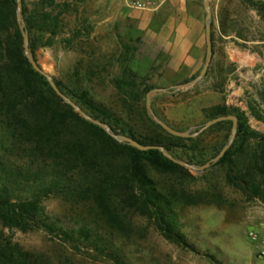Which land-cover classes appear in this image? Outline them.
<instances>
[{
  "label": "trees",
  "instance_id": "1",
  "mask_svg": "<svg viewBox=\"0 0 264 264\" xmlns=\"http://www.w3.org/2000/svg\"><path fill=\"white\" fill-rule=\"evenodd\" d=\"M243 2L264 11L262 2ZM81 5L82 0H22L29 47L36 61L39 49L53 46V39L65 33L70 34L64 39L67 49L80 50L87 41L92 43L95 24ZM69 19H74L73 29ZM114 65L112 57L105 64L98 59L86 64L79 61L70 77L73 85L54 80L88 115L115 133L143 145H162L176 159L174 151L189 152L188 143L196 139L168 134L145 111L148 130L143 125L139 128L92 97V84L104 73L112 85L122 88L123 83L112 74ZM124 96L138 97L131 92ZM215 110L214 119L238 118L236 140L218 162L227 166V184L249 200L264 203V134L243 124L237 111L226 106ZM227 124L232 122L209 130ZM187 163L194 165L193 157L188 156ZM195 180L188 168L160 151H140L117 142L65 103L25 56L17 0H0V264H57L13 240L14 232L36 231L105 262L131 264V248L148 231L135 223L134 216L146 219L167 241L198 252L181 232L178 208L221 205L209 201L207 191L192 189ZM52 197L70 202L78 214H49L43 202Z\"/></svg>",
  "mask_w": 264,
  "mask_h": 264
},
{
  "label": "rangeland",
  "instance_id": "2",
  "mask_svg": "<svg viewBox=\"0 0 264 264\" xmlns=\"http://www.w3.org/2000/svg\"><path fill=\"white\" fill-rule=\"evenodd\" d=\"M82 1L81 11L95 24V39L80 50H71L64 42L70 34H62L53 39V46L37 51L38 64L54 79L73 85L70 77L79 61L86 64L98 59L105 64L112 57V74L123 83L122 88L112 85L104 73L102 79L93 82L92 97L123 121L148 130L143 115L147 113V93L191 81L204 66L207 45L202 0H168L155 13L129 9L123 0ZM226 1H210L214 56L206 76L190 89L154 96L152 108L171 127L196 131L214 119L217 107L226 106L242 115L243 124L251 130L264 134V11L243 0ZM185 11L192 20L198 16L202 23V50L184 47L185 24L180 14ZM185 51L197 54L199 62L194 63L191 56L186 59ZM126 92L138 97L126 99ZM116 126L119 130L120 125ZM209 129L188 143L189 152L174 151L178 160L187 162L190 156L194 165L201 166L215 158L227 145L232 124ZM189 170L196 177L192 189L207 191L209 201L221 205L178 208L181 232L198 252L167 241L146 219L134 216L135 223L148 231L145 239L131 248V264H264L258 254L261 240L250 238L251 231L264 232V203L249 200L228 185L226 165L217 163L203 172ZM43 205L51 215L78 214L61 198H49ZM13 240L57 264H111L86 251L63 247L42 231L14 232Z\"/></svg>",
  "mask_w": 264,
  "mask_h": 264
},
{
  "label": "water",
  "instance_id": "3",
  "mask_svg": "<svg viewBox=\"0 0 264 264\" xmlns=\"http://www.w3.org/2000/svg\"><path fill=\"white\" fill-rule=\"evenodd\" d=\"M256 2H262L264 3V0H254ZM203 6L206 12L205 17V37H206V45H207V57L206 61L204 63V66L200 73L191 81L180 83L177 85H174L172 87H157L152 90H150L146 95V111L149 114V116L168 134L180 137V138H196L200 134H202L207 129L211 128L212 126L224 122V121H231L232 122V130H231V136L227 143V145L220 151V153L204 165L198 166L193 165L184 161H180L173 157L164 146L162 145H143L139 141L133 139L132 137L117 134L113 131V129L107 125L106 123H103L101 121L95 120L93 117L88 115L81 107H79L72 99H70L67 95H65L61 89L57 86L53 76L45 72L40 65L35 60L33 54L30 51V38L29 34L26 28V23L24 21L23 17V11H22V0H17V20L19 23V28L21 31V34L23 36L24 41V48H25V56L28 59L29 63L31 64L32 68L41 76L45 77L48 81L49 85L53 89V91L68 105H70L72 108L75 109V111L82 116L84 119L88 120L89 122L98 125L102 127L106 133L111 136L113 139H115L119 143L128 144L131 147H134L140 151H149V150H158L160 151L165 157L170 159L171 161L180 164L182 166H185L188 169L195 170L198 172H203L212 166L216 165L226 154V152L230 149V147L233 145L238 131V118L234 115H228V116H220L215 119H212L208 122H206L203 126H201L198 130L193 131V129H189L187 131H179L173 127H171L168 123L160 119L156 113L154 112L152 108V98L156 95L160 94H174L182 90H187L192 87H194L200 80H202L212 63L214 51H213V41H212V10L210 6L209 0H202Z\"/></svg>",
  "mask_w": 264,
  "mask_h": 264
},
{
  "label": "crops",
  "instance_id": "4",
  "mask_svg": "<svg viewBox=\"0 0 264 264\" xmlns=\"http://www.w3.org/2000/svg\"><path fill=\"white\" fill-rule=\"evenodd\" d=\"M194 2L196 0H187V2ZM211 1V0H210ZM221 0H217V2L219 3ZM223 4L227 3L226 0H222ZM182 15V18L185 24L184 27V38H185V49L189 50V49H199L202 50L203 49V44H204V39L202 36V23L200 22V20H198V16L194 17V19L192 20L187 11H185L184 13L181 12L180 16ZM216 16V15H215ZM217 17V16H216ZM215 23V22H214ZM188 26H190V28H188ZM193 34V35H192ZM192 57L193 58V62L194 63H198L200 60V57L197 54H190L189 51H185L184 53V57L186 59H188V57ZM187 62V61H186Z\"/></svg>",
  "mask_w": 264,
  "mask_h": 264
},
{
  "label": "built area",
  "instance_id": "5",
  "mask_svg": "<svg viewBox=\"0 0 264 264\" xmlns=\"http://www.w3.org/2000/svg\"><path fill=\"white\" fill-rule=\"evenodd\" d=\"M167 1L168 0H123L127 8L147 13L158 12ZM250 238L253 241H258V239L261 240L258 254L261 259H264V232L260 235L256 231H251Z\"/></svg>",
  "mask_w": 264,
  "mask_h": 264
}]
</instances>
